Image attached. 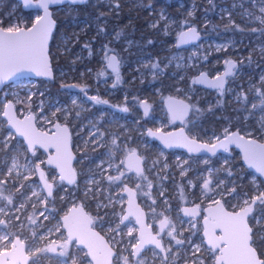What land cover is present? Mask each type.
<instances>
[{
    "label": "flooded vegetation",
    "instance_id": "flooded-vegetation-1",
    "mask_svg": "<svg viewBox=\"0 0 264 264\" xmlns=\"http://www.w3.org/2000/svg\"><path fill=\"white\" fill-rule=\"evenodd\" d=\"M93 3L96 4L97 2L93 0ZM108 9L109 8L106 7L107 16L103 17V20H99L98 15V17L93 16L91 38L89 39L88 47H85L83 44L76 47V52L81 47L83 48V52L76 55L73 62L74 67L72 69L50 68L51 77L42 79V85L44 86L40 88L41 94L37 96L38 100L33 99L34 103H37V101L40 102V110L37 111L32 105L29 106L28 112H24L34 115V124L36 128L47 136L53 135V133L57 131V124H59L61 128H67V152L72 156L71 168L75 174V182L72 183V185H68L64 181H61L59 179L60 174L58 173V168L53 164L49 165L47 163L48 159L56 154V149L54 147L39 148L38 146H34L35 153L33 154V151L27 148L23 140L18 138L11 131L14 134V141H21V150H19L20 147L14 143L16 149L11 152V155L16 157V167L12 169L11 177L9 178L12 182L7 183L8 187L11 189L9 191H4L3 188L6 184H0V207L6 208V215H0V220L5 221L4 224L0 225V237L3 236V232L10 237L9 241L0 239V253L10 250L13 251L11 241L19 237V239L24 242V253L29 257V264H31L34 256L29 252L33 245L32 241L28 238L27 227L32 226L37 234L44 235L45 240L48 243H52V241L49 240L56 238L60 234L54 230L55 227H59L63 224V217L72 208L82 207L85 214L92 220L90 227L98 231L104 238L108 230L115 228V221L119 217H121V220L123 219L129 193L134 194L137 205L140 204L144 212L146 213L147 211L151 216H155L159 209H169L166 207L165 198H169L170 205L173 192L171 168L168 169V174L165 177L160 153L166 154L169 158H172L176 153L186 155L188 158H192V155L176 149L163 148L156 140L148 135V131L145 133L142 127L147 128L146 130H159L163 133L174 131L178 127H181L189 138L203 143H211L216 137L221 139L224 136V134L220 132V130H222L221 123H224L223 114L221 119L216 120L213 125H211L214 121L213 119L208 123L211 113L213 115H219L220 113L217 102L215 101V106L209 107V110L206 109L204 105L206 100L204 97L195 100L193 94L186 96L178 91L172 90L167 76H157L151 82L153 86L160 83L161 90L158 94H153V98L146 100L149 107L148 110H150L146 116L140 112L139 109L143 105L142 102L144 101V97H146L144 95L149 94V92L145 89L144 85L139 82V69L132 68V65L137 56H139V46H141L144 41L139 40V38L129 37L127 35V28L128 26L134 25L135 22L133 21L137 19V29L141 28V31L146 30V37L153 35L152 39L146 38L145 42H153V38L158 34H153L151 31L147 30L148 28L146 25L152 20V16L148 15L147 12H153V10L157 8L145 5L144 10H141V12L139 9H134V11L138 13V16L135 18L128 17L129 11L131 10L130 5L122 7L118 4V7L115 5L114 8ZM145 10H147V12L143 14ZM111 11L113 14H111ZM130 12L132 13V11ZM100 26L103 28V35L98 37ZM199 32L201 34V41L202 34L205 31L199 30ZM220 32H223V28L219 33ZM117 33L120 34L119 38H116ZM228 33L229 32L225 31V34ZM240 38L243 39V36ZM105 44L108 45L110 49L114 50V52H110L109 55L118 54L121 77L118 83L116 82V77L115 74L112 73V70L106 68V60L102 59L104 53L101 49L102 45ZM159 45L160 42L156 40L155 47L158 48ZM133 46H137L138 49L136 52L132 51L133 54L130 53L133 56H129L128 51ZM176 48V45H174V49ZM249 49L251 50L248 53L247 50ZM157 52H159V49ZM230 52L231 55L227 61L234 62L236 67L232 70L231 75L227 77L223 93L227 91L231 83V78L234 75H236V79L240 78L238 73L247 67L251 68L252 82L262 87L259 76L264 70V54L258 51L256 43L254 41L251 43H237L234 50ZM129 58H131L132 63L128 62ZM245 60H248V64ZM210 67L211 65H204L202 63L201 66L198 67V70H192L191 68L186 70L189 82L187 86L191 88L190 92H192L193 89L195 92L203 93L204 95L207 93L209 97H219V95L223 94H221L218 89L211 90L193 83L195 77L199 73H206L211 77L220 75L224 72L226 63L224 66L219 64L218 68L212 69ZM172 69V67L164 68L163 73L166 74ZM101 72H103L104 75H99ZM246 78H249V75H247ZM246 78H242V80L244 79V81H246ZM49 81H56L57 84H48ZM9 84L5 85L0 92L5 94V88H7ZM114 84L115 87H113ZM62 85H77L79 87L68 89L63 88ZM81 89L84 91H81ZM85 92L88 97L97 96L99 99L106 100L108 103L106 105L95 104L94 101H90L85 97ZM168 97L181 99L190 105L187 117L184 118L182 124L172 123L170 121L164 106V101ZM242 98L245 100L244 105H247V107L242 106L240 110L233 111L234 114L232 116L238 113H248L251 118L247 121L248 124L246 128L245 122L237 119L235 125H240L232 126L228 132L238 131L241 136L264 144V115L262 116L260 114L262 106L255 102V95L249 99L248 96L243 94ZM73 99L77 100L76 105L72 104ZM237 104L238 103H236V105ZM253 104L258 105V107L253 109ZM13 105L17 112L19 105L14 104V102ZM124 107L128 108L127 112L122 111ZM57 108L61 110L57 111ZM54 113L55 115H53ZM19 117L22 116L19 115ZM161 120H167V123L161 124ZM245 129L249 132L245 133L242 131ZM114 139L116 141L115 144L112 142ZM132 149L135 150L136 157L140 159L137 161L135 158H131V163L134 166L129 169V153ZM225 156H236L238 157V164H242L239 152L233 148L229 149L226 154L220 153L211 157L207 156L211 158L210 168H212V166L215 167V171L212 172L208 180L212 181L211 183H216L221 175L222 178H225V175L231 172V176L235 182L234 188L236 189V194L234 196L228 195L224 197L222 202L227 209L232 211L231 205H235L238 201L242 202L244 199H248L264 191V181L253 172L247 170L243 164L242 170L247 173V176L235 175V173L228 168L230 167V162L221 165V171H219L217 169L220 165L218 164L219 158ZM154 159L158 160V164L154 162ZM139 161L141 164V174L137 175L135 165L137 163L139 165ZM36 163H41V169L45 172L47 181L53 183V193L50 197L47 194V189L43 187L44 181L39 179V170H31ZM209 166L206 164L200 165V167L203 168H208ZM5 169V166L0 165V181L5 178L3 175ZM121 173L124 175L121 176ZM108 176H120V180L109 181ZM228 181L229 180L226 179L224 184L227 185ZM147 183L148 186H151L148 190L143 192ZM14 185H22L23 192L26 195L28 194L27 201L21 208L26 218V228L13 227V225L15 226L18 223L13 220L15 200L18 197L16 194L17 192L14 191ZM125 187L131 189V191H124ZM152 189L155 190L153 191L155 193L151 192ZM33 193H35V195ZM154 194L156 196H154ZM8 198H11L13 202L12 205L8 204ZM184 206H186V203L181 205V209H183ZM206 206H208V204H202L199 207L200 215L196 218L185 217L182 210L183 218L191 224L192 239L190 242L186 241V238H182L179 234H175V239L169 237L167 232L171 231L170 227H165L163 231L160 232V221L165 217H167L170 224L175 227V230L179 227V216H176L175 210L165 211V215L162 217L160 216L156 226L151 228L152 233L156 234L157 238L161 239V244L165 249V251H163L164 253H161V251L157 250L155 247H148L142 251L137 258H133L132 255L131 257L135 261L149 258L152 260L151 264L157 263L159 258L164 264H193L190 257L193 255L194 248L191 247V245L199 244L200 251L195 253V258L199 261V264H215V256L219 255V252L218 250L213 251L207 247L202 236V217L204 216L203 210ZM45 209H47V211ZM41 212H43L48 219H44V217L41 216ZM262 217H264V209H262L259 204L253 205V212L248 217V223L249 226L253 228L252 235L254 243L252 246L256 248L258 255L264 252V218ZM130 220L132 219L129 218L128 221ZM45 229H53V232L48 233ZM61 232L66 236V231L62 227ZM135 233L137 236V231L133 234ZM219 234L220 231L216 232V235ZM177 239L186 242L181 245H176ZM183 245L184 251L181 248ZM54 247H57V250L59 249L58 244L54 245ZM169 248L171 249L170 252L167 251ZM114 250L115 253L118 252L117 248ZM176 254L179 255L175 256ZM261 258H264V256ZM185 260L186 262H184ZM44 263L53 264L54 261L45 259L44 257ZM117 263V257L114 256L112 264ZM148 263L147 261V264ZM16 264H21V261H18Z\"/></svg>",
    "mask_w": 264,
    "mask_h": 264
},
{
    "label": "rangeland",
    "instance_id": "rangeland-1",
    "mask_svg": "<svg viewBox=\"0 0 264 264\" xmlns=\"http://www.w3.org/2000/svg\"><path fill=\"white\" fill-rule=\"evenodd\" d=\"M96 2L100 3L102 2L103 5L109 9L114 8L115 5H118L119 0H95ZM124 3H127L130 5V11H129L128 17L135 18L138 16V13L134 11V9L144 10L145 4L142 3V0H122ZM18 2V1H17ZM4 4V1L0 2V5ZM63 3L57 5V10L63 9L64 6ZM69 6H73L71 3H66ZM118 7V6H117ZM264 8V0H219V3L216 6V13L215 16L220 24V28H223V32H220L217 34V36L212 35L209 31H205L202 34V40L194 46H191L189 48L184 49H174L175 45V39L177 34L190 26H196L194 24H191L190 26L183 27L180 22L177 23V19L175 20L170 15H167L162 8L153 10V12H150L147 14L152 16V20L147 23V30L151 31V33H156L158 35H161L162 37L168 38V40H163L165 43L164 46L159 49L160 55L156 58L153 56H147L142 54V56H137L134 64L132 65V68L139 69V82L144 84L145 89L148 90L149 94H145L144 101L150 100L153 98V94L156 95L161 90L160 83L153 86L151 82L158 76L164 77L167 76L169 79V84L172 86V90L178 91L186 96L194 95L195 100H199L201 98H205L204 105L206 106V109L209 110V107L215 106V101L217 102L219 106V115H213L211 113L210 119H208V123L213 119V125L216 120H220L222 117V114L224 115L227 111H236L240 110L242 106L247 107V105H244L245 100L242 98V95L245 94L248 96L249 99H251L252 96L255 95V102H257L258 105H260V92H264V84H262V87L259 85H255L254 82H252V72L251 68H245L241 70L238 73V76L240 78L236 79V75H234L231 78V83L229 84V87L225 93L222 95H219V97H209V95L206 93L204 95L203 93L195 92V90L192 89V92H190V87L188 82V73L186 72L187 69L191 68L199 69L198 67L201 66L203 63L204 65H211L210 68H218V65H225V62L230 57V51L234 50L235 45L237 43H251L254 41L256 43V48L258 51H261L262 54H264V24H261L260 20L257 19L258 17H261L262 14L260 12V9ZM108 9V10H109ZM28 10H31L28 11ZM199 9L197 8L196 2H192L187 9L184 11V17L188 18H195L197 16V11ZM52 13V10H51ZM189 13H192V15H189ZM200 19H205V14L203 13V10L200 9ZM36 15H40V11L35 9H26L23 8L21 3L18 2L11 6L10 11H5L0 15V20L3 21V27H8L12 24H15L17 22L22 21L26 26L30 27L32 22L35 19ZM161 15L164 16V19H161ZM143 18V17H141ZM204 22L203 24H206ZM72 24H75L72 22ZM238 26V27H236ZM240 29H243L241 31ZM80 30V29H79ZM256 30V31H253ZM225 31L229 32L228 34H225ZM78 31H74L75 34H77ZM243 36V39L240 38ZM173 37H175L173 39ZM77 40V37L74 38ZM69 37L65 33H60L58 35V41L55 44V47L60 50V53H68V62L66 64H70V67L68 68L66 65H64L61 68H67L72 69L74 59L78 53L83 52V48H79V50H72L71 45L72 43H69ZM129 42V40H128ZM162 42V41H161ZM159 44V43H156ZM221 46H223L221 48ZM218 48H221V50L217 51ZM251 49L247 50L248 53ZM139 51H145L141 48ZM130 53L133 54L131 51ZM239 56H242L241 54H238ZM175 57L176 59H173ZM203 59V60H202ZM171 61V62H170ZM248 64V60H245ZM153 63H158L159 67L163 69L172 67L173 69L171 71H168L166 74L163 72H159L157 69H153L151 65ZM197 67V68H196ZM51 68V66H50ZM52 69V68H51ZM245 75V77H244ZM247 75H249V78H246ZM243 76V77H242ZM264 76V70L260 74V80L261 77ZM242 78H246V81ZM40 79L44 78H25V79H19L15 82H12L8 85L7 88H5L6 93L0 92V115L3 110V105L6 103L8 99L13 100L12 98H15L17 103L14 104H21V107L18 108V111L22 112H28L29 106H34L37 111L40 110V102L37 101V103L33 102V99L38 100L37 96L41 94V89L39 87L41 81ZM259 79V78H258ZM47 81V80H46ZM193 84V83H192ZM3 94V95H1ZM31 95V100H28V96ZM11 96V97H10ZM236 103H238L236 105ZM149 108V107H148ZM140 112L145 114L144 105L139 109ZM150 110H148L149 112ZM147 112V113H148ZM260 114L263 116L264 112H260ZM250 115L248 113H238L237 115L231 116L230 120L227 122H222V130H220L221 134L225 133V130L229 131V129L232 128V126H239L235 125L236 120L240 119L245 122V128L247 127L248 120L250 119ZM140 120V119H139ZM151 120V119H150ZM152 121V120H151ZM140 122V121H139ZM167 120H161V124H166ZM160 124V125H161ZM140 126V125H139ZM147 128L142 127V130L146 133L148 130ZM241 130V129H238ZM243 132L247 133L249 132L247 129L242 130ZM13 133L7 129L5 121L0 117V150H4V154L2 157H0V165L5 166V173L3 174L6 178L8 174V169L12 168L13 165V156L11 155V152L15 150L14 143H16L17 146L20 147L21 141H14L13 139ZM4 141H7V146L3 143ZM21 150V147L19 148ZM166 158L168 161V169L171 168V176L175 179V187H174V199L176 200V207H180L182 204L186 203L190 197H195L197 199H200L203 195L206 197V200L213 201L216 199H221L223 201L224 197H227L228 195H224L223 197L219 194L213 195L214 192L218 193L220 190L223 189L224 185H221L220 189H217L216 183H210L209 189L211 191H203L202 186L205 179L210 178L213 171H215V167L212 166V171H207V167H200V164L196 163V161H193L192 158H188L185 155H181L179 153H176L173 155L172 158H167L164 155H160V158L163 159ZM238 157H220L218 164V170H220V166L224 163L230 162L229 170H232L233 173L237 176H247V173H245L242 170V164H238ZM154 162L158 164V160L154 159ZM197 164V165H196ZM202 164V163H201ZM211 163L207 164L210 165ZM213 165V164H212ZM202 166V165H201ZM193 168V172L189 177H182L181 171L184 170V173H186V170H190ZM13 169V168H12ZM216 169V170H217ZM5 178H3L2 181H5ZM228 179L227 187L229 189L234 188V179L231 175L226 174L225 178H222V175L220 176V179L218 181L223 180L225 181ZM8 182H12L11 179H7L4 184V191H9L11 188L8 187ZM148 184V183H147ZM146 184V185H147ZM2 189V188H1ZM22 189V190H21ZM147 189V186L144 187L143 192ZM13 190V188H12ZM14 191L17 193V198L15 200V206H14V217L13 220L17 221L18 223L13 227H25L26 228V218L24 213H22V207L24 206V203L27 201V196L23 191L22 185H14ZM151 191V190H150ZM155 190L152 189L151 192ZM23 193V195H21ZM155 193V192H153ZM145 194V193H144ZM153 196V195H150ZM155 196V194H154ZM1 208V207H0ZM19 209V210H17ZM4 211H6V208L4 207ZM28 228V238L30 241H32L33 247L30 248L29 252L33 254L34 258L38 260V264H45L44 263V257L45 259H51L54 261L53 264H65V257L60 256V249H58L55 253L51 252H37V249H45L48 247L49 244H51L53 247L56 244H60L63 242V236L60 234L56 238H52V240L49 241H55L54 244L48 243L45 240L44 235L37 234L36 231H34L32 226L27 227ZM36 234L35 236L33 234ZM5 232H3V236H5ZM2 236V237H3ZM43 237V239L39 238ZM135 239L134 234L131 236L127 235H120L119 237H116L117 249L120 254L119 262L117 260V264H124L123 257H128L129 264H136L137 261H135L131 255H130V244H133ZM121 242V243H120ZM68 252L70 253V256L67 258V264H71L72 258H75L78 262V264H91L88 257H86V252L78 248L75 244H72L69 246ZM179 254H176L175 256H178ZM86 257V258H85ZM121 261V262H120ZM145 261V264L152 263L151 259H143ZM155 264H164L163 261L159 258L158 262Z\"/></svg>",
    "mask_w": 264,
    "mask_h": 264
},
{
    "label": "snow or ice",
    "instance_id": "snow-or-ice-1",
    "mask_svg": "<svg viewBox=\"0 0 264 264\" xmlns=\"http://www.w3.org/2000/svg\"><path fill=\"white\" fill-rule=\"evenodd\" d=\"M64 0H35V6L43 10V15H36L31 26H26L22 21L12 24L8 27H3V21L0 20V83H3L6 80L22 75L26 70L34 72L37 76H50L51 70L49 65V59L47 55V44L52 32V28L55 24V21L52 19V13L50 12V5H57L63 3ZM71 4H76L78 0H68ZM211 2V0H209ZM25 7L33 3V0H23ZM118 6V5H117ZM262 14L261 17L257 19L260 20L261 24H264V8L260 9ZM100 15H103L101 13ZM192 15V13H189ZM161 19H164V16L161 15ZM238 27V26H236ZM243 31V29H240ZM100 32H103V28L99 29ZM256 31V30H253ZM264 34V32H262ZM119 33H117L116 38H119ZM199 34L195 27H190L188 31L181 32L179 34V40L181 43H188L189 41L199 40ZM148 43H152L149 41ZM88 47V45H85ZM223 46H221L222 48ZM218 48L217 51L221 50ZM102 52L104 53L102 59L106 60V68L111 69L112 73L115 74L116 82L118 83L121 79L120 77V61L118 60V54L109 55L110 52H114L113 49H110L108 45H102ZM173 59H176L173 57ZM171 62V61H170ZM227 70L224 75L232 73V70L236 67L235 63L232 61H226ZM153 69H157L159 72H163V69L159 67L158 63H153L151 65ZM99 75H104L103 72ZM194 84L197 83H207L210 87L218 89L221 94L224 91L225 79L224 76H217L214 79L207 80L205 74H201V78L193 81ZM261 83L264 84V76L261 77ZM63 88H77V85H62ZM115 87V84L113 85ZM81 91H84L81 89ZM85 97L94 101L95 104H107L106 100H101L97 96L88 97L87 93H84ZM260 106L261 110L264 111V92L259 93ZM28 100H31V95L28 96ZM171 100V98H170ZM72 104L76 105L77 100L73 99ZM145 114L148 112L147 101H143ZM190 105L184 104L183 102H171L169 105V111L173 119H183L189 110ZM258 105L253 104L252 108H257ZM13 108V102L9 101L4 105L3 115L9 117V123L16 128V131L20 133L21 136L25 137L27 140V148L35 153V145H40L44 148L54 147L56 149V156L50 157L47 161L49 165L55 164L60 170L59 179L61 181H67L69 184L75 182V174L70 167L67 166V162L70 159V154L67 152V128H61L59 124L56 125L57 131L53 133L50 137L45 133H40L35 130L32 124L33 117H26L25 121L15 120L10 115V109ZM61 109L57 108V111ZM122 111L127 112L128 108L124 107ZM198 111V110H197ZM55 115V113L53 114ZM78 115V114H77ZM159 131V130H157ZM148 135L155 136L156 133L152 132L151 129L148 130ZM113 144L116 143L115 139L112 141ZM164 142L167 146L171 147L172 145L168 142L167 139H164ZM7 146V141L3 142ZM232 143H237L244 150V159L248 161L249 165L255 167L256 170L264 175V144H258L255 140L248 139L245 140L243 136L237 134H230L225 130L223 139L216 137L211 143H197L195 139L188 140L183 138L182 146L187 147L188 151L191 152H201L202 150L215 155L218 149H222L224 152H228L229 145ZM130 162L129 169L134 165L131 163V158H135L137 161L140 159L136 157L135 150H130ZM16 157H13L12 168L16 167ZM103 163V162H102ZM12 168L8 169V174L5 178V181H0V184L6 182L8 178L11 177ZM137 175L141 174V169L138 163L135 165ZM32 171L39 170V179L44 181L43 187L47 189L48 196H52L53 193V183H49L46 179L45 172L41 169V163H36L31 169ZM210 172L212 170H209ZM124 175L123 173L120 174ZM181 175H184V170L182 169ZM231 175V172L228 173ZM109 181L120 180V176H108ZM212 181L205 179L202 190L211 191L209 189V184ZM221 185H224V181L220 180L216 182L217 189L221 188ZM151 185H149L150 187ZM139 187V186H138ZM124 191H131L127 187L124 188ZM35 195V193H33ZM219 194L222 197L226 194L229 196H234L236 194V189H229L224 185L223 189L218 193L214 192L213 195ZM23 195V193H21ZM11 198H8V204L12 205ZM216 205V208L213 209L211 206L207 209L208 215L204 217V235L208 237V244L213 250H218L219 255L215 256V264H264V252L257 254L256 248L252 246L253 241V228L249 226L248 217L253 212V205L259 204L262 209H264V191L259 192L257 195H253L248 199H244L242 202L238 201L237 204L231 205L232 211H228L221 199H216L213 201ZM199 205H196L195 208L189 209L185 208L183 211L185 215L196 216L198 214ZM19 210V209H17ZM47 211V209H45ZM0 215H6L4 208H0ZM130 215H136L137 223H140V216L138 213H130ZM41 216L44 219H48L47 216L41 212ZM264 218V217H262ZM125 220L128 219L127 216L124 217ZM4 220H0V225L4 224ZM92 223L90 217L83 218H74L70 216L63 217V224L59 227H55V231L60 233L61 227L66 229L67 235L63 236V242L58 245L60 249V256L65 257V264H67V258L70 256L68 252L69 246L75 244L77 246L84 245L88 249V254L91 255V259L96 261V264H111L109 259L113 255L117 257L119 262L120 254L119 252L113 253L112 249L105 245L106 252L101 261L96 254V248L94 244V239L99 238L98 233H95L88 227ZM259 223V221H258ZM165 227H170L171 231L167 232L169 237L175 239V227L170 224L168 218L165 217L160 221V229L163 231ZM194 227V225H193ZM216 229L220 230V234L216 235ZM46 232L51 233L53 229H45ZM115 231V230H114ZM133 229H129L128 235L131 236ZM36 235L35 233L33 234ZM43 239V237H39ZM4 241H9L10 237L5 235L0 237ZM53 244L55 241L52 242ZM184 241L176 240V245L183 244ZM23 244L24 242L16 237L11 241V247L13 251L20 246L21 255L20 259L24 264H29V257L23 255ZM146 244L155 245L157 249L165 251L164 247L161 244V239L157 236H153L150 233L146 236L143 228L140 231V237L137 243L130 244V255L137 256L140 254L141 250ZM194 248L192 257L193 264H199V261L195 258V253L200 251L199 245H191ZM57 247H53L51 244L48 245L45 249H37V252H51L55 253ZM167 251H171L169 248ZM85 257V258H86ZM124 264H129L128 257H123ZM0 264H6L5 261H0ZM31 264H38L37 259H33ZM71 264H78L75 258H72ZM136 264H145L143 260H137Z\"/></svg>",
    "mask_w": 264,
    "mask_h": 264
},
{
    "label": "trees",
    "instance_id": "trees-1",
    "mask_svg": "<svg viewBox=\"0 0 264 264\" xmlns=\"http://www.w3.org/2000/svg\"><path fill=\"white\" fill-rule=\"evenodd\" d=\"M2 1H4V4L0 5V15L5 11H10L11 6L15 3H18L16 0H0V2ZM192 2H196L197 8L199 9L197 11V16L195 18H185L184 11ZM142 3H144L146 6H152L157 9L162 8V10L167 15H170L175 20L177 19V23L180 22L183 27H187L191 24H194L199 30L209 31L214 36H217L219 31L222 29H220V24L215 16V9L217 4L219 3V0H211V2H209V0H142ZM118 4L122 7L128 5L127 3H123L122 0H119ZM62 5L64 6V8L60 10H57L58 6L51 8L52 16L55 20V27L48 42V56L52 69H58L63 67L64 65H66L68 68L70 67V64H66L69 60L68 53H60V50L55 47V44L58 41V35L60 33H65L69 37L70 40L68 42L72 43L71 49L74 51L76 50V47L80 44L88 45L89 39L91 38V24L93 16L98 15L99 17H97L99 20H103V17L107 16L106 7L103 5L102 2H97L96 4H94L93 0H87L77 2L76 4H73V6H69L66 3H63ZM200 9H202L203 13L206 15V20L200 19ZM28 11L31 12V10ZM146 12L147 10L143 11V14ZM101 13H103V15H100ZM111 14H113L112 11ZM137 21V19H134L133 22H135V24L132 26H128L127 35L129 37L139 38V40L144 41V43L139 46V49L141 48L145 51H139V56H142V54H144L147 56L157 57L159 55V52H157V50L161 49L164 46L165 43L163 42V40L167 41L168 38L162 37L161 35H157L153 38L154 41L151 44L145 42L146 38L152 39L153 35L146 37V30L141 31V28L137 29ZM206 21L207 23L203 24ZM72 22H74L75 24H72ZM75 30L78 31L77 34L74 33ZM102 35L103 32L99 31L98 37ZM75 37H77V40L74 39ZM174 38L175 37H173V39ZM156 40L160 42L158 48L155 47ZM137 49V46H133L132 48H130L128 51L129 56H133L130 54V52H136ZM128 62L132 63L131 58H129ZM40 81L41 83L39 87L42 88L44 86L42 85V79H40ZM48 84L53 85L57 84V82L49 81ZM233 114V111L226 112L223 116V121L227 122ZM4 153V150L2 151L1 149L0 157H2ZM189 175H191V173H189Z\"/></svg>",
    "mask_w": 264,
    "mask_h": 264
},
{
    "label": "water",
    "instance_id": "water-1",
    "mask_svg": "<svg viewBox=\"0 0 264 264\" xmlns=\"http://www.w3.org/2000/svg\"><path fill=\"white\" fill-rule=\"evenodd\" d=\"M16 1L20 2L23 8L38 10V11H40V15H43V10H42V9H39V8H37V7L35 6V0H33V3L30 4V5L27 6V7H25V5H24V3H23V0H16ZM81 1H87V0H78V2H81ZM63 3H69V2H68V0H64ZM57 5H59V4H57ZM57 5H50V6H49L50 12H51V8H52V7H55V6H57ZM52 19H53V16H52ZM53 20H54V19H53ZM54 21H55V20H54ZM54 27H55V24H54V26H53V28H52V32H53V30H54ZM190 27H195V26H190ZM190 27L185 28V29L181 30V31L178 33L177 38H176V44H175L176 47H177L178 49H184V48L191 47V46H193V45H196V44L200 41V38H199V40H196V41H189L188 43H181V42H180V40H179V34H180L181 32H186V31H188ZM195 28L197 29V32H198V34H199V37H201V34H200L198 28H197V27H195ZM52 32H51V34H52ZM51 34H50V37H51ZM50 37H49V39H50ZM48 42H49V40H48ZM47 55H48V44H47ZM48 59H49V56H48ZM49 65H50V61H49ZM50 70H51V69H50ZM226 70H227V64H226V67H225L224 72H222V73L219 75V76H224L225 83H226V79H227V77H229V76L231 75V73L228 74V75H224L225 72H226ZM201 74H205V78H206L207 80L214 79L215 77L218 76V75H216V76H212V77H211V76H209V75L206 74V73H199V74L195 77V80L200 79V78H201ZM49 77H51V75H50V76H37V75H35L34 72H31V71H27V70H26L22 75H18V76H16V77H12L11 79L4 81L3 83H0V91H1V89H2L5 85H7V84H9V83H12V82H15V81H17V80H19V79H25V78H49ZM196 85L201 86V87H204V88H208V89H211V90H214V89H215V88L210 87L207 83H197ZM224 87H225V85H224ZM170 98H171V100H170ZM9 101H10V100H8L7 103H8ZM171 102H177V103H179V102H183L184 104H188V103L185 102V101H183V100H181V99L175 98V97H168V98L165 99V101H164V106H165V109H166V111H167V113H168V115H169V119H170V121H171L172 123L182 124L184 118H186L187 115H186L183 119H173V117H172V115H171V113H170V111H169V105H170ZM7 103H6V104H7ZM6 104H5V105H6ZM4 110H5V109H4V107H3V110H2V112H1V117L5 120L7 129H9L10 131H12V132H13L18 138L22 139L23 142H24V144L27 146V140L25 139V137L21 136L20 133L16 131V128L13 127V126L8 122V121H9V117H5V116L3 115V111H4ZM9 111H10V115H11L15 120L25 121L26 117H29V116L33 117V120H32L33 127L35 128V130H36L37 132L42 133L41 131H39V130L36 128V126H35V124H34V115H33V114L29 113V114H25V115H23L22 117H19V115H18L17 112L15 111L14 105H13V108L10 109ZM188 111H189V110H188ZM187 114H188V113H187ZM152 132L156 133V135H155V136H150V137H151L152 139L156 140V141H157V142H158L163 148H165V149H176V150H178V151L185 152V153L190 154V155H192V156H202V155H206V156H210V157H211V156H214V155H212L211 153H208V152H206V151H204V150H202L201 152H191V153H190V152L188 151V148H187V147L182 146L183 138H187L188 140H192L193 138H189V137L185 134L184 129L181 128V127H178V128L175 129L174 131L165 132V133L160 132V131H156V130H152ZM233 133H234V134H237V135H239V136H241V135L239 134L238 131H232V132H230V134H233ZM50 136H51V135H49V137H50ZM243 137H244V136H243ZM164 139H167L168 142H169L172 146H171V147L167 146V145L165 144V142H164ZM221 139H223V138H221ZM244 139H245V140H248V138H246V137H244ZM252 140H253V139H252ZM196 141H197V140H196ZM255 141H256V140H255ZM256 142H257L258 144H262L261 142H258V141H256ZM197 143H203V142H199V141H197ZM35 146H38L39 148H42V146H40V145H35ZM67 147H68V145H67ZM231 148H233V149H235L236 151L239 152L240 161H241V163L245 166V168H246L247 170L253 172L256 176L260 177V178L264 181V175H262L261 173H259V172L256 170L255 167L250 166L249 163H248V161H246V160L244 159V150H243V148L240 147L237 143H232V144H230V145H229V149H231ZM29 150H30V149H29ZM67 151H68V150H67ZM68 153H69V152H68ZM220 153H221V154H226L227 152H224L222 149H218V150H217V153H216L215 155L220 154ZM69 154H70V153H69ZM53 156H54V155H53ZM53 156H51V157H53ZM55 156H56V154H55ZM71 161H72V156L70 155V159H69L68 162H67V166L70 167V168H71ZM53 165L56 167L55 164H53ZM139 167H140V169H141L140 161H139ZM71 169H72V168H71ZM72 171H73V170H72ZM58 173L60 174V170H59V168H58ZM64 182H65L66 184H68V185H72V184H69L67 181H64ZM222 203H223V202H222ZM210 206H211L213 209L216 208V205H215L214 203L211 204V205H208V206H206V207L204 208V210H203V214H204V216L202 217V236H203V238H204V242H205V244L207 245V247H209L210 249H212L211 246L208 244V237H206V236L204 235V217L208 215V211H207V209H208ZM224 207H225V205H224ZM185 208L193 209V208H195V206H184L182 210H184ZM225 208H226V207H225ZM226 209H227V208H226ZM125 210H126V212H125V214H124V216H123L122 221H123V222H126V221L129 220V218L132 219V220L134 221V224H135V226L137 227V242H138V240H139V237H140V231H141L142 228H143V230H144L146 236H147L149 233H150L151 235H153V236H157L156 234L152 233V231H151V227H150L149 225H147V223H146V214H145L143 208L140 206V204L137 205V202H136V199H135V196H134L133 193H129V194H128V202H127V205H126ZM227 210H228V211H231V210H229V209H227ZM130 213H138L139 216H140V223H137L136 215H130ZM66 215H67V216H70V217H74V218L88 217V216L85 214V211L83 210L82 207L72 208V209H71ZM66 215H65V216H66ZM183 215H184L185 217H194V218H196V217H198V216L200 215V210L198 209V214H197L196 216L185 215L184 211H183ZM125 216L128 217L127 220L124 219ZM90 226H91V224L88 225L89 228H91ZM91 230H92L93 232H95V233H98V231H96V230H94V229H92V228H91ZM65 231H66V229H65ZM218 231H220V230H219V229H216V232H218ZM160 232H161V229H160ZM66 235H67V231H66ZM98 237H99V238L94 239V244H95V248H96V254H97L98 258H100L101 261H103V258H104V256H105V252H106L105 245H107L108 247H110V248L112 249V252H113L114 254H115V250H114V249H113V248L107 243V240H106L101 234L98 233ZM137 242H136V243H137ZM77 247L83 249V250L86 252V254L88 253V249H87L86 246H84V245H79V246H77ZM148 247H155V245H152V244H146V245L144 246V248L141 250V252L144 251V250H145L146 248H148ZM155 248H156V247H155ZM156 249H157V248H156ZM157 250L161 251L160 249H157ZM212 250H213V249H212ZM213 251H216V250H213ZM141 252H140V253H141ZM161 253H164V252L161 251ZM20 255H21V250H20V246H18L17 249H16L15 251L10 250V251H7V252H1V253H0V261H5L6 264H16L18 261H21V264H24V262L20 259ZM23 255H25V253H24V247H23ZM139 255H140V254H138L137 256H133V258H137ZM25 256H26V255H25ZM114 256H115V255H113L112 257L109 258V259L111 260V264H112V262H113ZM87 257H88V259H89V261H90L91 264H96V261H94V260L91 259V255H90V254H88Z\"/></svg>",
    "mask_w": 264,
    "mask_h": 264
},
{
    "label": "built area",
    "instance_id": "built-area-1",
    "mask_svg": "<svg viewBox=\"0 0 264 264\" xmlns=\"http://www.w3.org/2000/svg\"><path fill=\"white\" fill-rule=\"evenodd\" d=\"M11 97V96H10ZM12 102L14 103H17V101L15 100V98H12ZM10 100V99H8ZM7 100V101H8ZM6 101V103H7ZM5 103V104H6ZM4 104V105H5ZM3 105V107H4ZM19 107H21V104H18ZM18 115L20 116H23L25 114H29V113H24L22 111H17ZM1 117V115H0ZM2 118V117H1ZM3 119V118H2ZM4 120V119H3ZM5 121V120H4ZM6 123V122H5ZM160 155H164L165 157L166 154L164 153H160ZM186 156V155H185ZM188 157V156H187ZM169 159V157H167ZM161 159V158H160ZM192 159L193 161H196V163H198V165H203V164H209L211 162V158L210 157H207V156H192ZM202 163V164H201ZM161 164H162V167H163V173H164V176L166 177L167 174H168V161L166 160V158L163 157V159H161ZM197 165V164H196ZM209 166V165H208ZM211 166L208 167V170H212V168H210ZM172 170V169H171ZM221 171V169L219 170ZM193 172V168H191L190 170H186V173H184V175L182 177H189L187 175H189V173H192ZM171 180H172V188H173V191H174V187H175V179L173 176H171ZM147 186V189H149V186L148 184L145 185ZM165 190L167 191V188L165 187ZM156 196V195H155ZM172 201L170 202V205H169V198L166 197L165 198V204H166V207L169 208L167 210L165 209H159L157 210V213L155 216H151L147 213L146 211V223L147 225H149L151 228L155 227L156 224L158 223V220L160 219V216L162 217L163 215H165V211H170V210H175V214L176 216H179L178 219H179V227L178 229L176 230V233L175 234H179L182 238L185 237L186 238V241L190 242L191 239H192V235H191V224L190 222L186 221L183 216H182V209H181V206L180 207H176V200L174 199V194L172 192V197H171ZM214 201V200H213ZM213 201H209V200H206V197L203 195L202 197H200V199H197L195 197H190L189 200L186 202V206H196V205H199L201 206L202 204H212ZM143 204V203H142ZM133 229V232H136L137 231V227L135 226L134 224V221L133 220H130L128 222H122L121 220V217H119L116 221H115V228L112 229V230H108V232L105 234V238L107 240V243L112 247V248H117V244L118 242L116 241V237H119L120 235H127L128 234V231L129 229ZM115 230V231H114ZM187 231V232H186ZM135 236V239H134V242L133 244H135L137 242V236H136V233L134 234ZM184 241V242H186ZM121 243V242H120ZM198 244V242H197ZM199 245V244H198ZM182 250L184 251V245L181 246ZM186 262V260L184 261Z\"/></svg>",
    "mask_w": 264,
    "mask_h": 264
}]
</instances>
